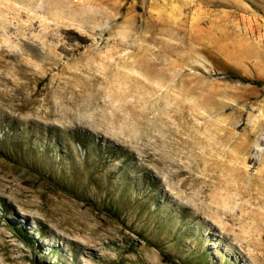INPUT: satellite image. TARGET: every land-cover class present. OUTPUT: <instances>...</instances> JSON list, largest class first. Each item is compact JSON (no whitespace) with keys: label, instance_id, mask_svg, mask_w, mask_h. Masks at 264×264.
<instances>
[{"label":"rangeland","instance_id":"1","mask_svg":"<svg viewBox=\"0 0 264 264\" xmlns=\"http://www.w3.org/2000/svg\"><path fill=\"white\" fill-rule=\"evenodd\" d=\"M0 264H264V0H0Z\"/></svg>","mask_w":264,"mask_h":264},{"label":"trees","instance_id":"2","mask_svg":"<svg viewBox=\"0 0 264 264\" xmlns=\"http://www.w3.org/2000/svg\"><path fill=\"white\" fill-rule=\"evenodd\" d=\"M229 77L231 79H234V80H240L242 81L243 83H250V84H253V85H256V86H262L263 85V82L262 81H259V80H251L249 78H245V77H240L234 73H230L229 74Z\"/></svg>","mask_w":264,"mask_h":264}]
</instances>
